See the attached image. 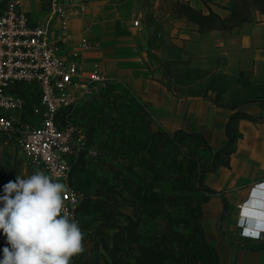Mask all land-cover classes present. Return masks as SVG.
<instances>
[{
  "label": "crops",
  "instance_id": "obj_1",
  "mask_svg": "<svg viewBox=\"0 0 264 264\" xmlns=\"http://www.w3.org/2000/svg\"><path fill=\"white\" fill-rule=\"evenodd\" d=\"M177 1L222 18L233 2L83 0L68 7L72 38L62 54L81 53L85 78L96 71L124 82L150 113L154 130L199 133L214 150L225 148L230 134L236 136L228 164L205 176L212 193H206L202 222L221 264H264V231L259 238L241 234L245 213L264 214V104L237 98L249 83L264 84V18L257 11L231 33H202L197 23L175 16ZM22 10L32 26L47 20L44 0H25ZM60 31L57 18L50 39L56 41ZM84 39L89 48L80 47ZM222 230L232 241L222 238Z\"/></svg>",
  "mask_w": 264,
  "mask_h": 264
},
{
  "label": "rangeland",
  "instance_id": "obj_2",
  "mask_svg": "<svg viewBox=\"0 0 264 264\" xmlns=\"http://www.w3.org/2000/svg\"><path fill=\"white\" fill-rule=\"evenodd\" d=\"M245 3L248 6V12H250L248 16L252 20L254 19L253 14H257V11H260L261 18H264V13L259 9L261 4L264 6L262 0L261 2L259 0H247ZM248 87L240 90L241 94L237 97L238 99L264 100V84L251 82ZM100 95V93L93 94L83 99L79 104V107L83 106V111L90 112L92 108L95 119L110 117L107 114L110 113L111 109H107V106L111 107V102L103 105L102 99L99 98ZM237 98L232 97L230 99L236 100ZM110 118H106V120ZM93 120L90 123L96 129L95 135L97 134V137H95L91 149L86 154V175L82 179L83 191L81 192L88 196V200L97 205L101 203V199H98L97 195L109 191L111 202H109L108 210H113V215L108 221L109 225H107L105 222L102 223V216L104 214L106 216L110 211L104 209L103 213V209H99L100 204L98 205L99 208L89 209L83 222L81 220L79 225L84 236L85 250L83 254L86 263L76 260L77 264H123L124 262L136 264L138 258L143 254L140 245L147 247L159 242L170 248L176 255L188 248L192 254L199 255L204 263L213 264V257L206 252L200 253L198 247L201 241L196 228H194L198 221V216L195 214L198 213L199 204L203 200L202 194L200 195L197 191V177L194 167L199 161H207L208 159L201 146H198L191 138L181 141L178 148H173L171 142L165 145L164 140H162V148L159 149L160 154L156 151L150 153L148 149L143 148L130 155L122 156L114 147L115 139L120 138V136L113 135L114 121L106 123V129L110 130V134L108 137L101 138V133H98L96 127L97 122ZM141 125L145 126V123ZM141 135L134 137L138 140L139 145L143 146L147 142V137ZM126 138L128 136L125 137V140ZM173 145L175 144L173 143ZM173 154H177L178 158L172 159ZM148 160L151 161L152 165L157 164L151 174L147 165ZM35 171L37 170L31 166L27 156L17 146L7 144L0 139V195L3 194V186L9 181L15 180L17 175L27 176ZM119 172L124 174L123 182L119 181ZM151 176L158 179L157 193L172 197L166 208L168 218L161 216V214L151 217L139 216V209L137 210L134 206L136 190L143 189L142 192H144V188L152 179ZM128 225H131L130 230L137 235V239L134 242L124 243L126 244L124 249L126 253L123 254L122 251H115L113 247L115 236L121 229H123L124 236H127L129 231L126 228ZM221 236L223 239L232 241L231 234L228 232L222 230ZM5 241L6 238L0 233V258H2L3 247L7 246ZM94 242H98L95 249H93ZM79 256L74 257L77 259ZM164 264L177 263L168 260Z\"/></svg>",
  "mask_w": 264,
  "mask_h": 264
},
{
  "label": "built area",
  "instance_id": "obj_3",
  "mask_svg": "<svg viewBox=\"0 0 264 264\" xmlns=\"http://www.w3.org/2000/svg\"><path fill=\"white\" fill-rule=\"evenodd\" d=\"M24 1L7 0L0 10V139L17 146L37 171L68 186L65 207L77 221L85 195L69 180L72 162L85 148L86 135L70 121L72 112L65 123L58 120L59 113L73 110L93 94L111 88H115V93L127 89L124 82L106 73L93 71L83 77L79 51L69 56L62 54L63 46L72 38L68 7L83 0H44L47 20L42 26L31 25L22 10ZM57 18L61 31L52 41L51 26ZM139 23L136 21L135 25ZM90 46L86 39L80 44L83 49ZM28 86L37 88L39 105L14 90ZM29 105H33L31 113Z\"/></svg>",
  "mask_w": 264,
  "mask_h": 264
},
{
  "label": "trees",
  "instance_id": "obj_4",
  "mask_svg": "<svg viewBox=\"0 0 264 264\" xmlns=\"http://www.w3.org/2000/svg\"><path fill=\"white\" fill-rule=\"evenodd\" d=\"M259 1L261 2V0ZM245 2H247V0H233L231 6L229 7L230 15L226 18H222L214 12H210V14L204 15L200 10L194 9L189 4L179 1L173 4L171 10L177 18H187L190 21L197 23L199 25V30L202 33L212 30H222L227 33H231L235 28L241 27L243 23L252 20L248 16V13L250 12H248V6H246L247 4ZM262 2H264V0H262ZM5 3L6 2H1L0 7ZM259 9H261V11L264 13V6L262 4L260 5ZM114 89L115 88H111L110 91H104L100 93L101 95L99 96V98L102 99L103 105L109 104L111 102V107L107 106V109H111L110 113L107 114L106 112H103L110 116L111 118L106 117L110 119L106 120V118L103 117H101V119H95V113L93 114L92 108L90 112L83 111V106L79 107L80 103L75 108H73V110L70 109L61 111L59 113L58 120H60L62 123H65L67 121V115L72 112V114L69 116L70 121L78 128L83 129L87 139L84 150L82 151L80 156L72 162V171L69 180L70 184L73 185L76 189L83 191L82 179L84 175H86V154L91 149V145L92 143H94L95 137H97V134L95 135L96 129L93 128V125L91 126L90 123L93 118V121L97 122L96 127L98 129V133H101V138H105V136L108 137L110 134V130L106 129V123L112 120L114 121L113 127L115 128V130L113 131V135L120 136L119 139H115L114 147L122 156L130 155L136 150H141L143 148L148 149L150 153L152 151H156L160 154L159 149L162 148V140H164L165 145H168V142H171V146L173 148H178L179 144H181V141L183 142L185 140H188V138H191L198 144V146H201L203 153L208 157L207 161H199L198 164H195L194 167L197 177V191L200 195L202 194L201 196L203 198L202 202H200L199 204L198 213L195 214L198 216V221L195 224L194 228H196L201 241L198 248L200 250V253L206 252L211 257H213V264H221L219 252L214 246L209 243L202 222L203 204L208 201V196L206 195V193H212V191L205 186V176L208 172L213 171L219 165L228 164L230 154L232 153L235 145L236 136L230 134L228 145L221 150H214L207 139L199 133L178 130L175 133L171 134L161 130H154L152 128V117L146 110L145 106L136 98H134L130 93H115ZM14 90L29 99L33 105H39L40 95L37 91V88L32 86L24 88L16 87ZM262 104H264V100L262 101ZM33 105H29L28 107L30 113ZM90 115L91 117H89ZM140 123H145L146 127L144 125H141ZM139 134H142L141 136L147 137V142L143 146L139 145L138 140L136 139V137H140ZM135 135L136 137H134ZM127 136L128 138H126L125 140V137ZM98 137L100 138V136ZM173 143L175 145H173ZM177 158V154L172 155V159ZM147 165L150 174L151 172H153L154 168L157 167V164L152 165L151 161L149 160L147 161ZM118 174L119 181L123 182L124 174L120 172ZM157 181L158 179L153 176L151 181L148 182L147 187L144 188V192H142L143 189L136 190V202L134 206H136L137 210L139 209V216L146 215L148 217H151L152 215L161 214V216H165L166 218H168L166 208L168 201H170L172 197L157 193ZM113 190L116 191L115 189ZM97 197L98 199H101V203H99L100 205H95L93 201L88 200V196H85L82 199L77 214V221L79 225L81 220L83 222V219L85 218L87 212H89V209L93 207L99 208L98 205L100 206L99 209H103V213L104 209L106 211H110L106 216L105 214L104 216H102V223L105 222L107 223V225H109L108 221L112 218L113 215V210H108L109 202H111V194L109 193V191H107L102 195H97ZM225 210H227V202H225ZM79 213L81 218L79 216ZM104 225L102 226V228L104 227ZM131 228V225L127 226L126 229L129 231L127 236H124L123 229L120 228L121 231L115 236V243L113 247L115 251H122V253L124 254L126 253L124 251L126 244L124 243H128L129 241H136L137 235L132 230H130ZM167 236L171 238V236H169L168 234ZM164 238L167 237L164 236ZM94 244L95 245L93 249L97 248L98 242H94ZM139 247L141 251L143 250V254L140 256V258H138L136 264H164L168 260L176 261L177 264H206L203 262V260H201V257L199 255L192 254L188 248H185L181 254L176 255L175 252L171 251L170 248L165 247L161 242L153 243L151 246L147 247L141 245ZM79 255V258L77 259L75 257H72L71 264H77L76 260H81L82 262L86 260L83 253ZM123 264H128V262H124Z\"/></svg>",
  "mask_w": 264,
  "mask_h": 264
},
{
  "label": "clouds",
  "instance_id": "obj_5",
  "mask_svg": "<svg viewBox=\"0 0 264 264\" xmlns=\"http://www.w3.org/2000/svg\"><path fill=\"white\" fill-rule=\"evenodd\" d=\"M68 186L44 171L17 175L0 195V264H71L84 252L83 232L65 207ZM242 235L259 238L264 214L244 215Z\"/></svg>",
  "mask_w": 264,
  "mask_h": 264
},
{
  "label": "water",
  "instance_id": "obj_6",
  "mask_svg": "<svg viewBox=\"0 0 264 264\" xmlns=\"http://www.w3.org/2000/svg\"><path fill=\"white\" fill-rule=\"evenodd\" d=\"M262 200V204H263V206H264V197L261 199ZM251 204H252V202H251ZM250 206V205H249Z\"/></svg>",
  "mask_w": 264,
  "mask_h": 264
},
{
  "label": "snow or ice",
  "instance_id": "obj_7",
  "mask_svg": "<svg viewBox=\"0 0 264 264\" xmlns=\"http://www.w3.org/2000/svg\"><path fill=\"white\" fill-rule=\"evenodd\" d=\"M245 215H247V213H245Z\"/></svg>",
  "mask_w": 264,
  "mask_h": 264
}]
</instances>
